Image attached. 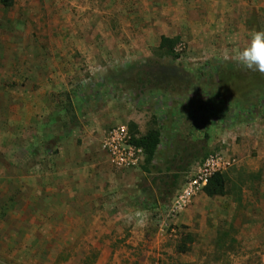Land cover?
<instances>
[{"label": "rangeland", "instance_id": "rangeland-1", "mask_svg": "<svg viewBox=\"0 0 264 264\" xmlns=\"http://www.w3.org/2000/svg\"><path fill=\"white\" fill-rule=\"evenodd\" d=\"M259 31L264 0L0 1V264L263 262ZM115 125L162 131L150 172L113 164ZM214 152L226 194L175 211Z\"/></svg>", "mask_w": 264, "mask_h": 264}, {"label": "built area", "instance_id": "built-area-1", "mask_svg": "<svg viewBox=\"0 0 264 264\" xmlns=\"http://www.w3.org/2000/svg\"><path fill=\"white\" fill-rule=\"evenodd\" d=\"M102 146L109 154L113 164L119 168H136L145 162V152L141 146L132 142L131 134L126 125L111 127L102 139ZM230 160L220 152L208 154L197 165L177 192L173 200V209L182 211L192 204L199 191L204 190L209 178L216 172H223ZM234 264H264L263 262L237 261Z\"/></svg>", "mask_w": 264, "mask_h": 264}, {"label": "trees", "instance_id": "trees-1", "mask_svg": "<svg viewBox=\"0 0 264 264\" xmlns=\"http://www.w3.org/2000/svg\"><path fill=\"white\" fill-rule=\"evenodd\" d=\"M5 6H11L13 4V0H0ZM176 41L175 38L163 36L161 41V47H166L168 45H172ZM262 99V98H261ZM262 100L259 101V104ZM251 103L250 106L246 109V116L247 119L252 118L250 114H253L255 108L259 105L255 101ZM257 104V105H255ZM229 105V103H228ZM226 106L225 109H229V106ZM224 109V110H225ZM162 131L159 128L151 127L149 130L140 135L133 134L131 136L132 142L137 146H141L145 152V164H144V171L150 172V165L154 164L155 159L159 155L160 146L162 144ZM227 179L224 172H216L213 174L207 184L204 187V192L208 196H215V195H224L227 192Z\"/></svg>", "mask_w": 264, "mask_h": 264}, {"label": "clouds", "instance_id": "clouds-1", "mask_svg": "<svg viewBox=\"0 0 264 264\" xmlns=\"http://www.w3.org/2000/svg\"><path fill=\"white\" fill-rule=\"evenodd\" d=\"M235 59L245 69L264 73V31L254 33L250 43L236 54Z\"/></svg>", "mask_w": 264, "mask_h": 264}]
</instances>
